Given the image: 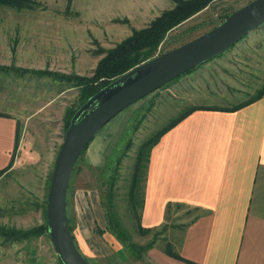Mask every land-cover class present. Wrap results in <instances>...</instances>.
I'll list each match as a JSON object with an SVG mask.
<instances>
[{"label":"rangeland","instance_id":"rangeland-1","mask_svg":"<svg viewBox=\"0 0 264 264\" xmlns=\"http://www.w3.org/2000/svg\"><path fill=\"white\" fill-rule=\"evenodd\" d=\"M31 1L20 9L0 2V67L10 68L0 72V113L17 120L18 132L12 154L15 165L0 175V228L16 233L45 223L44 203L68 111L80 104L77 88L35 71L90 77L105 51L174 7L171 0ZM251 1H213L168 33L155 56L212 30L226 13ZM263 86L264 25L127 107L95 134L76 161L66 200L75 243L89 264H150L148 250L138 259L127 244L146 247L179 239L182 222L194 214L184 208L169 209L166 225L158 231L145 235L137 231L146 171L143 161H137L139 149L184 112L195 107H237L257 97ZM130 112L120 136L115 130L110 134L109 126ZM136 165L137 183L130 199ZM109 210L126 241L109 229ZM0 264L60 263L48 235L43 234L0 236Z\"/></svg>","mask_w":264,"mask_h":264},{"label":"crops","instance_id":"crops-1","mask_svg":"<svg viewBox=\"0 0 264 264\" xmlns=\"http://www.w3.org/2000/svg\"><path fill=\"white\" fill-rule=\"evenodd\" d=\"M131 113L110 134L120 136ZM16 123L0 113V171L15 152ZM171 208L194 214L179 239L148 249L150 264H264V95L236 111H193L151 148L141 227L160 230Z\"/></svg>","mask_w":264,"mask_h":264},{"label":"water","instance_id":"water-1","mask_svg":"<svg viewBox=\"0 0 264 264\" xmlns=\"http://www.w3.org/2000/svg\"><path fill=\"white\" fill-rule=\"evenodd\" d=\"M264 25V0H253L212 30L131 69L92 95L72 116L52 171L46 227L61 264H89L68 226L66 196L79 156L95 134L127 107L220 55Z\"/></svg>","mask_w":264,"mask_h":264},{"label":"trees","instance_id":"trees-1","mask_svg":"<svg viewBox=\"0 0 264 264\" xmlns=\"http://www.w3.org/2000/svg\"><path fill=\"white\" fill-rule=\"evenodd\" d=\"M174 3V7L164 11L161 13V15L157 18H155L152 22H150L145 28L139 29V30H132L131 36L127 37L125 40L121 41L119 44L115 45L114 48L105 51L104 56L98 61L92 76L90 77H78L74 76L72 78L62 76L60 74L55 73H49L47 71H35V74L38 76H50L53 79L65 81L66 83H70L74 88H77L79 90V106L76 108V110L68 111V118L69 122L67 123V128L69 126L70 120L74 113L77 111V109L82 105L81 103L85 102L87 99H89L92 95H94L96 92H98L100 89L108 85L111 81L115 80L116 78L124 75L131 69L141 65L142 63L153 59L155 56V53L160 46V44L165 40L168 33L173 31L174 29L180 27L182 24L202 12L204 9H206L210 3H212L215 0H171ZM2 4H6L9 7H13L16 9L22 8L26 4H32L33 1L31 0H0ZM234 11L226 13L219 21H224L230 14H232ZM218 23V24H219ZM217 26V25H216ZM10 68L6 67H0V72L7 73ZM264 95V86L260 90L257 97L250 99L248 102H245L237 107H232L230 109H220V108H208V107H195L192 108L183 114H181L178 118H176L172 123H170L168 126L162 128L156 135H154L152 138H150L148 141L144 142L141 146V148L138 151L137 155V161H143V167L146 169L147 162H148V155L151 148L157 144L159 139L171 128H173L175 125H177L181 120L186 118L188 115H190L193 111L196 110H220V111H236L246 105H249L253 103L254 101L260 99ZM17 141H18V132L16 131V138H15V150L17 147ZM86 149V148H85ZM83 150V152L85 151ZM82 152V153H83ZM81 153V154H82ZM13 157L9 164V166L3 170L0 171V175L5 173L7 169L10 168V166L13 163ZM145 164V165H144ZM75 168L73 169L74 172ZM136 171L137 165L134 170V175L131 182V188H130V199L133 197V192L135 191L136 187ZM144 182V180H143ZM112 183L110 187H112ZM69 189V185H68ZM67 189V194H68ZM111 192L108 194V200L111 199ZM67 200V196H66ZM46 203H44V220L45 223L43 226L35 228L33 230H30L28 232H10L9 230H4L0 228V236H11V237H31V236H38V235H47V227H46ZM141 204L143 203V194L141 198ZM110 206V205H109ZM66 207H67V201H66ZM106 215L108 217V223H109V229L112 231L113 235L121 240L122 242L127 240V237L125 235V232L122 231V229L119 227L118 223H116L114 219V215L109 210L106 211ZM68 218V216H67ZM138 224H137V231H139L141 234L145 235L150 232L148 229H143L140 225V216L138 218ZM68 226L69 230L72 236V239L75 243V239L72 234V227L70 220L68 218ZM76 247L77 244L75 243ZM152 243L148 244L146 247L136 246L135 244L129 243L127 244L128 249L132 252L133 255L136 256V258H141L142 252H146L148 249L152 247ZM169 254L173 257L180 259L178 255L172 253L169 251ZM59 263L61 264L60 260Z\"/></svg>","mask_w":264,"mask_h":264}]
</instances>
